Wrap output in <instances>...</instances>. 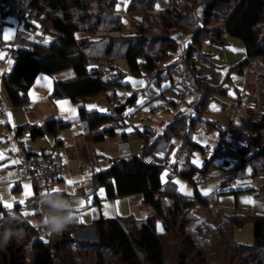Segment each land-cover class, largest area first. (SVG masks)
<instances>
[{"label":"trees","instance_id":"1","mask_svg":"<svg viewBox=\"0 0 264 264\" xmlns=\"http://www.w3.org/2000/svg\"><path fill=\"white\" fill-rule=\"evenodd\" d=\"M117 2L30 0L31 6L63 36L58 42L40 43L33 51L18 50L19 59L4 81L11 104L22 105L40 75H52L66 69H72L75 77L57 82L53 89L54 97H68L77 102L107 94L113 86L121 85L119 81L123 73L109 74L105 70L102 81L95 69L89 72L92 59H104L110 64L109 72H112L117 68L111 65L112 61L124 58L132 75L153 77L164 69L168 59L178 50L170 35L175 30H185L191 39V45L182 55L184 66L187 65L191 73L187 80H195V85L201 86L203 93H222L224 89L200 85V78L192 70L191 57L199 52L202 40L209 39L220 46L225 45L228 38L242 41L247 58L234 67L240 73L244 72L250 58L264 55V0H169L168 6L159 10L156 8L157 0H130L128 12H143L141 36H125L122 33V19L115 12ZM80 32L89 33L91 38L77 39L76 34ZM96 39H108L109 42L102 56L94 57L88 54L87 49ZM140 59L143 60L142 64ZM113 75L115 77L110 80ZM136 99V96L129 98L127 104L134 103ZM203 106L204 102L201 109ZM81 114L86 119L88 114L84 109H81ZM98 118V122L107 119L104 116ZM195 121L185 125V117H182L165 132L168 139L181 137L183 148L190 149L186 159H189L192 151L203 150L191 140ZM250 130L253 134L249 147L236 150L240 158L238 164L243 167L247 162L253 165L255 176L264 175V113L253 121ZM34 134L40 135L41 132L36 129ZM171 154L169 150L167 155ZM184 163L180 171L194 184L195 177L208 165L205 163L198 170L188 160ZM161 172L159 166L145 165L140 158L134 157L118 162L106 173H98L96 181L98 185L105 186L108 198L140 193L144 196V203L152 207L157 215L145 221L99 218L93 226L96 241L76 239L72 225L43 239L27 222L6 215L4 226L0 227V264H56L62 259L61 255L68 258L66 262L61 260L62 264H83L76 255V252L82 251L95 254L93 264H193V260L187 261L188 253L196 251L194 264H218L216 261L207 263L203 254L211 248L212 240L224 241L227 237L229 226L228 223L223 226L225 222L222 221L232 220L235 226H241L244 219L250 220L253 225V243L245 245L237 242L232 234V241L226 238L227 245L220 244L226 245L231 254L234 253L230 255L231 259L238 256L244 261L243 264H264V216H223L210 239L204 240V236L198 238L200 224L197 231L190 228L197 220L192 211L197 205L209 208L212 199L203 197L197 187L193 199L170 192L162 185ZM260 190L264 193V185ZM165 196L173 199L172 207L165 205ZM159 223L161 230L158 229ZM172 235L179 237L170 239ZM6 240L8 243L5 245ZM212 251L214 254L215 250Z\"/></svg>","mask_w":264,"mask_h":264},{"label":"crops","instance_id":"2","mask_svg":"<svg viewBox=\"0 0 264 264\" xmlns=\"http://www.w3.org/2000/svg\"><path fill=\"white\" fill-rule=\"evenodd\" d=\"M129 2L130 0H118L115 12L120 15L122 19V33L125 36H139L143 33V12H128ZM168 3L169 0H157L156 8L158 10L164 9L168 6ZM15 29V19L0 13V40L8 46L7 48L0 47V96H3L8 101L9 99L4 81L6 76L13 70L17 61L11 58V47L9 44L13 40L12 31H15ZM26 31L31 40L35 41L37 44L41 43L37 39L45 40L44 37L30 25L26 27ZM90 36L89 33L84 32L76 34L77 39L91 38ZM108 42V39L94 40L93 44L87 49L88 54L91 53L94 57L102 56ZM49 43L50 42L45 40V43L41 44ZM184 51L185 50H183V52ZM96 60L97 59H92L91 61L95 62V66ZM112 62L113 64L111 65L116 66V70L109 72L110 64L106 65L105 70L109 74H114L116 72L123 73L118 67L117 62L115 60ZM139 62L142 64L143 60L140 59ZM88 69L89 72H92L95 68H91L89 65ZM162 71L164 70H161L158 74L162 73ZM123 74L124 76L119 81L121 85H117L116 88L110 90L109 93L100 94L92 99L80 100L77 102L72 101L68 97H54L52 95L54 86L57 82L69 81L75 77V73L72 69L59 71L52 75L42 74L32 85L27 100L22 105L14 106L9 101L11 107L10 119L8 122H4L0 119V154L3 155V158L0 159V220H4L5 216L9 215L27 222L37 231L38 226L47 223L49 216L67 214L66 212L50 207L45 202L47 199L56 198L68 201V206L72 209V215L74 217L71 225L73 227L78 226L87 229L86 232H89L88 234L90 236V230L92 232L94 231V222L99 218L134 219L137 221L149 219L150 206L144 203V196L142 194L108 198L105 186L98 185L96 181L98 172L86 176L81 170L83 165L95 159L115 156V144L122 139L127 141L133 139L143 140V143L139 147L141 148L140 151L144 149L147 153H151L156 157L155 165L162 169L160 175L162 185L166 186L170 192H177L189 199H193L197 187L200 194L203 196L200 191L202 185H199L196 181L195 184L190 182L182 175L181 171L178 176L169 177L165 166L168 158V151L170 150V152H172L170 146H173L175 152H177L176 160L178 165L181 166V169L182 164H185L184 162L188 160V162L198 170H200V168L195 166L192 160L196 151H199L201 158L204 159L203 152L207 148L228 146L223 145L220 141L215 142L212 137L201 132V130L206 127L202 119H200V116L193 117L188 113L178 112L172 121L161 126L160 132L155 137H153L155 132L152 126L153 118L150 116L142 113V117L136 123H132L131 116L134 112L130 113L129 108L136 106L138 110L144 109L150 102V99H147V89L136 90L132 88L131 93L126 94V97H123V100H121L124 102L123 108L118 110L117 113L109 111L107 105H101L99 101L105 98L108 100L109 105L114 102H121L116 101V95L117 88L125 86L124 77L126 74ZM158 74L150 78L154 79ZM159 75L161 76L156 82H161L164 79H170L173 83L175 81L172 79L171 75L165 78L162 77V74ZM114 77L115 75L110 77V80ZM229 79L230 80L226 82L222 88L224 89L222 93L225 92V94L229 95L231 81L235 90L234 103L231 108V115L228 122L234 121L244 128L251 129L253 121L259 119L264 113V87L258 85L253 77H248L244 72H231L229 73ZM240 88H245L249 93L254 94L260 99L261 102L263 101V106L261 105L258 111H249L246 109L234 110L238 90ZM189 95H192L191 91ZM133 96H136V101L127 104V100ZM196 101L198 100L196 99ZM200 105L201 102H198L196 107L200 109ZM81 109L85 110L86 115L88 114L86 119L92 130L89 136H84L82 134L80 122L85 118L81 114ZM101 116L107 117L105 122H98L100 120L98 117ZM182 117H185V125H189L193 120H196L193 124V134L190 136L193 143L203 149L192 151L189 159L186 158L188 157V151L190 149L183 148V140L181 137L174 136L168 139L165 133L174 121ZM142 118H147L148 124H141ZM54 123L56 125H53ZM60 124L63 126H60ZM211 124L215 125V123ZM219 126L217 127L221 129ZM36 129L40 130V135L34 134ZM7 135L11 136V140L8 142L5 141ZM221 136L227 137L224 135L223 131ZM9 147L13 148L17 155L31 156L45 151L57 154L61 158L60 163L63 167V173L60 182L56 185L53 193L41 197L39 206H34L36 196L34 182L26 179L18 183L21 172L17 168V160L7 154ZM230 150H232L238 158L233 164H229L231 155L224 161H205L203 164V167L205 163L208 164V171L211 165L216 164H219L221 169L230 171L228 180L222 182V185H230L229 187L223 190H217L209 196H203L212 199V201L209 202V208H211L212 214L211 212L209 213L206 207L200 205H198L199 208L197 207L198 210L202 212L203 216L206 215L211 219L218 218V220H221L223 216L238 217L240 215L239 213L249 214L251 216L254 214L255 209H260L264 206V201L256 197L257 191L264 185V182L261 181L259 185H257L259 189L256 191L254 188L256 179H254L253 167L247 164V162L246 165L241 167V164H238V160L240 159L237 154L238 151L232 147H228L229 152ZM247 168H251V172L248 174ZM195 178L197 179V176ZM78 183H84V188L80 193L82 197L75 202L69 201V196L75 193L76 184ZM249 190L252 191L248 193ZM244 192L247 193L245 194ZM186 193L191 194L188 195ZM83 196H89L90 200L86 201ZM257 204H259L258 208L256 207ZM203 209H206L209 215L206 211H203Z\"/></svg>","mask_w":264,"mask_h":264},{"label":"rangeland","instance_id":"3","mask_svg":"<svg viewBox=\"0 0 264 264\" xmlns=\"http://www.w3.org/2000/svg\"><path fill=\"white\" fill-rule=\"evenodd\" d=\"M160 2V1H159ZM160 4V3H159ZM15 31L13 33V40L10 46L14 43ZM172 35V33L170 34ZM12 36V35H11ZM141 36V35H139ZM51 36H47L44 38L47 42L51 41ZM12 39V38H11ZM41 43H45V40L37 39ZM11 41V40H10ZM177 44V43H176ZM191 45V39L187 38L185 42H183V46H178V50L168 59L167 64L164 66V71H162L163 78L172 76V79L175 80L174 83L170 79H164L161 82L158 81V78L161 76L158 73V76L154 79L145 78V77H136L132 75L129 71L128 62L124 58H119L116 60L118 67L120 70L126 74L124 77V85L117 88L116 101L123 100V93L130 94L133 89H147V99H150L149 103L144 107L143 110H138L136 106L129 108V112L134 114L131 116V122L136 123L142 116V113H145L147 116L153 118L152 126L154 128L155 137L161 130V126L168 124L172 121L178 112L191 114L193 117L200 116V119L204 122L205 129L201 130V132L207 134L209 137L215 142L220 141L223 145H227L228 147H232L231 141L227 137H222V131L217 126L221 125L222 127L226 126L228 119L231 115V108L234 103L235 90L234 85L230 81L229 95L224 93L213 92H202V87L196 86L197 83L195 80L188 81L187 76L189 73L187 65H185L184 57L182 56L183 50L188 49V46ZM201 48L199 52L191 57V67L193 68V72H195V76L200 78V85L209 86L211 88L218 89L223 88L226 82L229 79V73L235 72L234 67L239 63L244 61L247 58L245 46L242 41L234 38H228V41L225 45H217L212 43L209 39L202 40ZM182 47V48H181ZM190 66V65H189ZM91 68H95V62H91ZM245 71V70H244ZM192 76V75H191ZM250 77V76H248ZM153 78V77H152ZM254 79V78H253ZM155 80V81H154ZM196 83V85H195ZM129 85V86H127ZM190 90L192 95H189L185 100L182 98L185 96V91ZM227 91V90H225ZM104 99V98H102ZM196 99L198 101H196ZM122 102V101H121ZM201 102L200 109L196 107L197 103ZM204 102V106L201 109L202 103ZM263 106V101H262ZM211 123H215L212 125ZM207 124V125H206ZM222 138V139H221ZM132 152L137 155L141 148L140 145L143 143L142 139H133L129 141ZM116 145V144H115ZM172 149V154L168 156L172 158V160L176 161L177 152H175L174 147L170 146ZM116 150V149H115ZM159 151V150H158ZM230 158L229 164H233L237 161V156L230 150ZM193 163L195 166L202 169L203 164L205 162L204 159L201 158L200 152L196 151L192 157ZM178 165V162H176ZM259 164V162H258ZM256 163V166H258ZM180 167V165H178ZM253 166V165H251ZM181 168V167H180ZM252 168V167H251ZM251 168H247V174L251 172ZM223 172V169L220 168L219 164L211 165L209 167L208 174L213 176L214 179L209 180L207 183L203 184L200 188L203 196H209L215 193L217 190H223L229 187L230 185H222V180L219 178L220 174ZM264 175H256L254 179H256L255 189L256 191L259 189L257 185L262 181L264 182ZM253 185V184H252ZM252 190H249L251 192ZM207 192V195L205 194ZM245 194L247 192H244ZM256 197L262 200L264 199V193L259 189L257 191ZM199 206L197 205L193 211L192 215L196 217V222H194L190 228L192 231H197V226L200 224V233H198V238L200 236H204L203 239L208 240L211 238V235L214 233L219 226L220 220L218 218H209L208 216L202 214L198 210ZM259 207V204L256 206ZM203 211H206V209ZM209 213L212 210L208 208ZM208 211L207 214H208ZM240 217L244 216L249 217V214H241ZM209 215V214H208ZM226 217V216H225ZM223 226H226L228 223L229 232L227 237L224 238V241H211V248L207 251V253L203 254L204 260L207 259V263L217 262L218 264H243L242 258L235 256V258H230L232 251L229 252L227 249V244L225 243L227 240L232 241V234L234 239L237 242L243 243L245 245H251L253 243V225L250 220H243V224L241 226H235L232 223V220L226 222V220L222 221ZM158 229L161 230V224H158ZM87 230V229H85ZM93 230V229H92ZM89 232H77L76 239L81 241H96L97 237L95 232L90 230L91 236L88 234ZM82 234L83 236H81ZM179 237L177 235H172V238ZM226 244V245H221ZM216 246L214 248V246ZM215 253L213 254V251ZM198 253H188L187 261L196 260L195 255ZM236 254V253H235ZM78 256V260L83 264H93L96 260V256L92 252H76ZM238 255V254H237ZM206 256V257H205ZM64 255H61L62 262H66L68 258H63ZM230 258V259H229ZM61 260L57 261L56 264H62Z\"/></svg>","mask_w":264,"mask_h":264},{"label":"built area","instance_id":"4","mask_svg":"<svg viewBox=\"0 0 264 264\" xmlns=\"http://www.w3.org/2000/svg\"><path fill=\"white\" fill-rule=\"evenodd\" d=\"M0 13L4 15L11 16L15 19L16 22V32L14 36V43L11 47V58L19 59L18 50H35L37 48V43L31 40L26 27L28 25L34 27L39 34L46 38L51 36V41L58 42L63 34L54 28L52 25L47 23L44 19V16L38 12V10L31 6L30 0H0ZM188 37V33L185 30H175L172 32L171 38L179 46H183ZM0 47L7 48L0 40ZM107 62L99 58L96 60L95 71L101 75V80L104 81L103 72L106 69ZM245 75L253 77L255 82L264 87V55L254 56L249 59L248 64L244 71ZM116 88L113 86L112 89ZM190 91L187 90L185 96L182 98L188 97ZM123 97H126V93H123ZM101 105H107L109 111L117 113L118 110L122 109L124 102L113 103L109 105L107 99H102L99 101ZM262 105L260 99H258L254 94L249 93L245 88H240L238 90V95L236 98V104L234 110L246 109L249 111H258ZM10 103L9 101L0 96V119L4 122H8L10 119ZM82 134L84 136H89L92 133L90 124L88 120L83 119L80 122ZM141 124H148L147 118L141 119ZM224 135L228 137L231 141L232 148L238 150L241 148H248L249 143L252 137V131L248 128H244L234 121L228 122L226 126H219ZM11 136L7 135L5 141H10ZM116 154L113 157H104L95 159L82 166L81 170L84 175L88 176L93 173H106L115 167L118 162L132 159L138 157L142 160L145 165L153 166L156 164V157L151 153H146L142 149L137 155L132 152L129 141L119 140L115 145ZM8 156L14 157L17 160V168L21 172V177L18 183L21 180H32L35 184L36 196L34 200V206H39L40 199L43 195L53 193L56 185L60 182L61 175L63 173V167L61 165V158L57 154L42 152L40 154H34L31 156H22L17 155L13 148L9 147L7 151ZM228 147H216V148H207L203 152V157L206 162L212 161H224L229 157ZM169 177H175L180 174V167L176 164V161L172 160L171 157L167 158L165 166ZM230 177V171L223 169V172L220 174L219 178L222 181H227ZM214 179L213 176L208 174V170L203 169L200 175L197 177L196 182L199 185L207 183L209 180ZM84 188V183L76 184V191L69 196V201L75 202L81 198V190ZM86 201H89V196H83ZM164 203L167 207H172L174 204L173 199L169 196L164 197ZM255 215L264 216V206L260 209H255ZM156 211L150 207L149 218L155 217ZM4 220H0V227L4 226ZM75 236L77 232L86 233L85 228L78 226L74 227ZM37 233L43 239L48 238L53 231L49 229L48 223L41 224L37 228ZM83 236L82 234H80ZM84 237V236H83Z\"/></svg>","mask_w":264,"mask_h":264},{"label":"clouds","instance_id":"5","mask_svg":"<svg viewBox=\"0 0 264 264\" xmlns=\"http://www.w3.org/2000/svg\"><path fill=\"white\" fill-rule=\"evenodd\" d=\"M50 207L66 212V215H56V216H49L47 219V223L49 226V229L53 232H60L62 230H65L69 225L73 222V215H72V209L68 206V201H65L61 198L56 199H47L45 201ZM8 243V241H5V245Z\"/></svg>","mask_w":264,"mask_h":264},{"label":"snow or ice","instance_id":"6","mask_svg":"<svg viewBox=\"0 0 264 264\" xmlns=\"http://www.w3.org/2000/svg\"><path fill=\"white\" fill-rule=\"evenodd\" d=\"M2 158H3V155L0 154V159H2ZM69 183H71V182H69ZM186 194L190 195L191 193H186ZM205 194L207 195V192Z\"/></svg>","mask_w":264,"mask_h":264}]
</instances>
